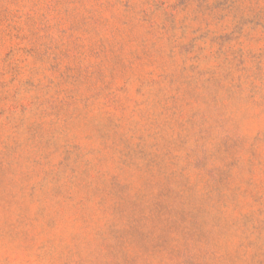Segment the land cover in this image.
<instances>
[{
  "label": "rangeland",
  "instance_id": "1",
  "mask_svg": "<svg viewBox=\"0 0 264 264\" xmlns=\"http://www.w3.org/2000/svg\"><path fill=\"white\" fill-rule=\"evenodd\" d=\"M0 264H264V0H0Z\"/></svg>",
  "mask_w": 264,
  "mask_h": 264
}]
</instances>
